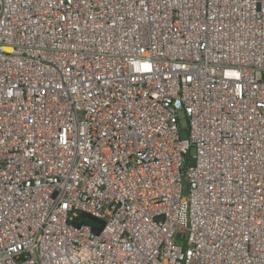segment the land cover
<instances>
[{
	"label": "built area",
	"instance_id": "built-area-1",
	"mask_svg": "<svg viewBox=\"0 0 264 264\" xmlns=\"http://www.w3.org/2000/svg\"><path fill=\"white\" fill-rule=\"evenodd\" d=\"M0 264H264V0H0Z\"/></svg>",
	"mask_w": 264,
	"mask_h": 264
},
{
	"label": "trees",
	"instance_id": "trees-1",
	"mask_svg": "<svg viewBox=\"0 0 264 264\" xmlns=\"http://www.w3.org/2000/svg\"><path fill=\"white\" fill-rule=\"evenodd\" d=\"M77 221L80 223V224H89V225H93L95 223H98L95 219L89 217V216H86L84 214H80L78 216V219Z\"/></svg>",
	"mask_w": 264,
	"mask_h": 264
},
{
	"label": "rangeland",
	"instance_id": "rangeland-1",
	"mask_svg": "<svg viewBox=\"0 0 264 264\" xmlns=\"http://www.w3.org/2000/svg\"><path fill=\"white\" fill-rule=\"evenodd\" d=\"M181 123H182L183 125L187 126V120H186V119H182V120H181ZM193 154H194V150L192 149V150L190 151V155L192 156ZM184 185L187 186V183L184 182ZM177 243L180 244L181 246H184V243H183L182 241H180V240H177Z\"/></svg>",
	"mask_w": 264,
	"mask_h": 264
},
{
	"label": "water",
	"instance_id": "water-1",
	"mask_svg": "<svg viewBox=\"0 0 264 264\" xmlns=\"http://www.w3.org/2000/svg\"><path fill=\"white\" fill-rule=\"evenodd\" d=\"M191 165H193V160L191 161Z\"/></svg>",
	"mask_w": 264,
	"mask_h": 264
}]
</instances>
